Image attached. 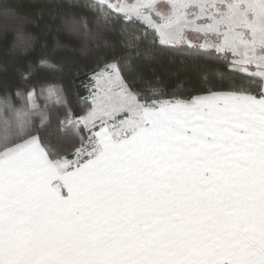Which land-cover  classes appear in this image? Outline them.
I'll use <instances>...</instances> for the list:
<instances>
[{
  "label": "snow or ice",
  "instance_id": "obj_1",
  "mask_svg": "<svg viewBox=\"0 0 264 264\" xmlns=\"http://www.w3.org/2000/svg\"><path fill=\"white\" fill-rule=\"evenodd\" d=\"M23 7L0 2L42 25L0 66H24L0 83V264H264V0Z\"/></svg>",
  "mask_w": 264,
  "mask_h": 264
},
{
  "label": "trees",
  "instance_id": "obj_2",
  "mask_svg": "<svg viewBox=\"0 0 264 264\" xmlns=\"http://www.w3.org/2000/svg\"><path fill=\"white\" fill-rule=\"evenodd\" d=\"M2 2V0H0ZM19 2L24 5L23 9L18 13V16L26 17L27 20H31V18L35 15V9L31 7V5L35 2V0H19ZM42 25L38 28L34 22H26L18 19L17 17H13L11 15H6L2 11H0V66L5 59L4 53L11 52L14 44H16L21 33L25 36H31L35 38L36 34L41 30ZM47 42L49 45L48 50L51 52L56 47V41L58 37L55 32L51 34H46ZM62 55V54H61ZM87 61H81V63H86ZM23 64L17 65L13 63L8 64V69L6 73H0V83L4 80H7L9 83L20 84V78L18 75V68H23ZM158 72H161L165 75H170L174 69L167 67L164 65L162 67L157 68ZM60 73L52 72L46 68H41L36 72L37 80H44L46 78H51L53 76H59ZM65 78H67V73L64 74ZM28 80H32L33 76L28 75Z\"/></svg>",
  "mask_w": 264,
  "mask_h": 264
}]
</instances>
